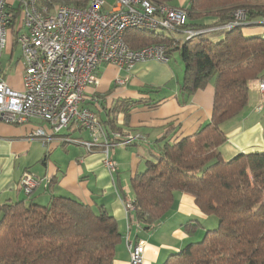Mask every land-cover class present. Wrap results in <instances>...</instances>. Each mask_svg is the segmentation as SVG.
<instances>
[{
	"label": "trees",
	"instance_id": "1",
	"mask_svg": "<svg viewBox=\"0 0 264 264\" xmlns=\"http://www.w3.org/2000/svg\"><path fill=\"white\" fill-rule=\"evenodd\" d=\"M88 1L40 0L48 6L78 7ZM151 1L172 5L175 0ZM185 8L187 24L170 31L200 32L185 36L182 43L162 28H133L126 40L134 49L164 44L169 58L179 51L182 92L191 95L214 83L212 115L191 135L171 140L169 130L159 139L156 159L131 179L134 215L140 227L153 230L171 210L176 193H190L205 218L184 225L192 238L162 264H264V150L227 160L219 149L227 140L223 122L248 105L249 81L264 76V37L243 32L254 21L264 24V0H189ZM239 9L246 10V18L222 28L235 21ZM209 19L213 21L207 23ZM216 30L223 38L208 35ZM140 102H122L125 118ZM111 126L112 132L121 131ZM103 127L111 133L104 123ZM116 186L125 198V191ZM35 189L25 194L31 196ZM210 217L216 219L213 228L204 224ZM122 237L117 219L104 204H86L70 195L54 196L48 204H0V264H113Z\"/></svg>",
	"mask_w": 264,
	"mask_h": 264
},
{
	"label": "crops",
	"instance_id": "2",
	"mask_svg": "<svg viewBox=\"0 0 264 264\" xmlns=\"http://www.w3.org/2000/svg\"><path fill=\"white\" fill-rule=\"evenodd\" d=\"M211 21L213 19L206 20ZM254 22L257 23L243 27L244 34L264 37V24L260 20ZM179 33L181 37L171 36L182 43L186 34ZM208 35L215 39L224 36L218 30ZM179 55L180 52L175 51L168 61L137 62L129 71L103 63L97 83L86 87L83 104L97 114L102 126L104 123L110 132L111 125H115L121 131L145 135L143 140L112 148L110 156L117 163L116 175L105 165L102 147L92 151L85 147L83 141L89 137L86 130L71 125L45 145L40 139L29 136L38 120L22 125L0 122V204L20 200L48 204L54 196L60 195H70L90 205L104 204L117 219L123 234L113 264H130L127 234L135 240H145L144 264H162L170 254L179 251L192 238L184 225L190 220L205 218L194 196L177 192L165 219L147 231L136 225L128 228L123 197L116 186L133 196L131 179L146 168L147 161L156 159L159 139L169 130H173L171 140L191 135L211 118L214 83L191 95L182 92L184 65ZM24 72L22 48L13 33L7 48L0 50V76L12 88L22 90ZM248 84V105L222 124L227 140L219 149L227 160L238 153L264 150V94L258 89L257 79ZM127 100L141 102L131 107L125 118L127 110L124 111L126 106L122 102ZM118 105L123 107L116 112L114 108ZM26 171L39 179L31 196L19 185Z\"/></svg>",
	"mask_w": 264,
	"mask_h": 264
},
{
	"label": "built area",
	"instance_id": "3",
	"mask_svg": "<svg viewBox=\"0 0 264 264\" xmlns=\"http://www.w3.org/2000/svg\"><path fill=\"white\" fill-rule=\"evenodd\" d=\"M234 17L233 23L222 28L239 24L246 18V10H237ZM187 22L185 7L156 5L151 0H114L113 4L89 0L85 7L48 6L40 0H0V50L7 48L15 33L25 65L22 90L12 88L0 76V122L22 125L38 120L29 136L45 145L75 125L89 132L83 141L88 151L103 148L104 163L115 174L117 163L110 156L111 149L143 140L145 135L119 130L107 134L97 114L83 104L86 87L97 83L103 63L129 71L137 62L169 60L164 44L132 48L126 40L130 29L171 30L182 28ZM183 32L190 38L200 31ZM257 84L264 94V76L257 79ZM38 182L26 171L19 185L29 194ZM123 201L128 228L140 227L134 215L133 196L126 194ZM126 246L130 264H144L145 240H135L127 234Z\"/></svg>",
	"mask_w": 264,
	"mask_h": 264
},
{
	"label": "rangeland",
	"instance_id": "4",
	"mask_svg": "<svg viewBox=\"0 0 264 264\" xmlns=\"http://www.w3.org/2000/svg\"><path fill=\"white\" fill-rule=\"evenodd\" d=\"M110 4H113V2H114V0H107ZM188 2H189V0H175L174 1V5L175 6H177V7H186L187 5H188ZM172 4V5H173ZM165 33H166V35H168V36H171V35H174V36H177V37H181L180 35V33L179 32H177V31H170V30H166L165 31ZM178 54V53H177ZM179 57H180V55H179ZM207 227H211V228H213V227H215V225H216V219L214 218V217H210L209 218V220L208 221H206L205 223H204Z\"/></svg>",
	"mask_w": 264,
	"mask_h": 264
}]
</instances>
